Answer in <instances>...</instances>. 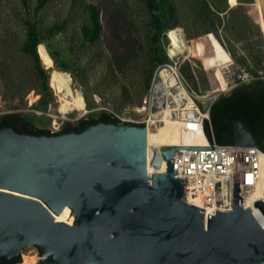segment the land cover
Masks as SVG:
<instances>
[{"label": "water", "instance_id": "obj_1", "mask_svg": "<svg viewBox=\"0 0 264 264\" xmlns=\"http://www.w3.org/2000/svg\"><path fill=\"white\" fill-rule=\"evenodd\" d=\"M233 143L259 146L240 120ZM159 148L150 165L168 168L149 178L146 125L100 121L50 135L0 127V261L34 247L39 264H264V225L242 207L240 183L231 210L206 217L186 202L174 153L211 147ZM254 205L264 220V199ZM66 207L72 224L55 218Z\"/></svg>", "mask_w": 264, "mask_h": 264}, {"label": "rangeland", "instance_id": "obj_2", "mask_svg": "<svg viewBox=\"0 0 264 264\" xmlns=\"http://www.w3.org/2000/svg\"><path fill=\"white\" fill-rule=\"evenodd\" d=\"M30 2L33 8L37 0ZM227 2L229 7L220 20L204 21L198 18L194 0H174L179 25L171 30H180L189 47V53L179 54L180 65L186 67L183 72L179 68L180 73L189 90L198 96H211L217 87L213 67L205 64L206 59H213L219 66L230 60L231 55L235 63L264 71V0H237L236 5ZM88 4L99 8L103 32L98 42L83 47L80 27L87 21L85 6ZM212 4L220 6L218 0ZM239 6L242 10L234 15L231 8ZM25 15L19 0H0V116L22 114L35 128L50 132L55 122L61 130L66 124L76 127L102 113L109 114L106 110L127 113L133 119L140 115L138 108L151 83L150 80L148 85L147 78L160 65L154 61L150 47L145 0H80L79 7H72L70 0H52L40 16L41 24L51 26L64 19L68 24L62 33L44 41V46L39 45L61 55L56 57L58 62L53 57V68L45 67L41 61L48 71L47 91L42 80L36 77L32 61L21 50L25 40ZM220 23V34L215 35L214 29ZM213 36L219 42L224 40L226 46L221 43L222 48ZM203 43L206 53H203ZM71 47L74 51H70ZM225 49H229L230 55ZM159 51L161 56L168 57L167 42H160ZM171 53L176 54L173 47ZM53 70L70 77L73 91L85 100V110L61 113L60 94L51 85ZM218 71L217 78L225 88ZM198 104L205 110L210 102L202 100ZM20 257L21 264L30 257L39 264L34 247L23 249Z\"/></svg>", "mask_w": 264, "mask_h": 264}, {"label": "built area", "instance_id": "obj_3", "mask_svg": "<svg viewBox=\"0 0 264 264\" xmlns=\"http://www.w3.org/2000/svg\"><path fill=\"white\" fill-rule=\"evenodd\" d=\"M170 31L166 33L169 60L155 69L146 96L138 108L140 115L133 119L127 113H115L112 110H106L109 112L106 114L117 124L146 125L148 131V128H156L164 124L165 109L169 108L171 116L177 117L181 121L186 133L195 136L204 134L207 138L205 122L206 120L210 121L209 109L211 104L221 94L230 92L238 85L250 84L256 80L264 81V71L245 63H235L230 53L225 49L230 55V60L213 67L218 81H215L217 87L212 90L211 96H198L197 93L189 90L180 73L181 56L179 54L183 55L184 53H171V46L173 45ZM207 51L204 44L203 53ZM210 52L213 53V48ZM218 70L223 75L226 88L222 87L217 78ZM211 87H214V84H211ZM202 100L210 102L205 110L200 109L198 104ZM50 132V134L61 132L60 125L55 122ZM178 147H211V149H179L174 153V170L177 171L175 177L183 179L187 195L186 202L189 203L188 197L193 198L199 203V205H194L201 207L204 211L206 207H216L213 214L216 211L231 210L234 183H240V198H243L241 205L244 209L250 208L244 202V196L261 180V158L264 157V150L260 146H257L258 148L236 146L234 143L221 145L213 137L211 141L207 138L206 146H194L192 144ZM163 163L165 168H163ZM167 168L165 160H162L158 170L152 166L150 168L148 163L147 174L151 178L152 173H165ZM252 212L254 213L253 210ZM258 213H254V215L260 221L258 215L261 217L262 215L260 211Z\"/></svg>", "mask_w": 264, "mask_h": 264}, {"label": "trees", "instance_id": "obj_4", "mask_svg": "<svg viewBox=\"0 0 264 264\" xmlns=\"http://www.w3.org/2000/svg\"><path fill=\"white\" fill-rule=\"evenodd\" d=\"M52 0H37L36 5L31 8L30 0H19L21 7L26 11L24 18V42L22 52L30 58L33 63V70L38 79L48 88V71L45 70L41 63V58L38 53V46L43 45V42L50 40L55 34L62 33L68 24L67 20H63L60 24L44 26L41 24L40 16L46 10ZM215 0H194L195 8L198 10V18L204 21L220 20L221 14L227 10L229 4L227 0H218L219 5H213ZM232 5L237 4V0H229ZM72 7H79L80 0H70ZM147 12H149V29L148 38L151 41V51L154 54V61L163 64L169 59L167 56H161L159 44L161 41L168 43L166 33L179 25L178 12L174 5V0H145ZM242 6L231 8L232 13L236 15L237 10H242ZM87 12V21L80 27L81 41L80 44L92 45L99 41L103 32V25L100 19V10L94 4L85 6ZM230 10V11H231ZM221 23L219 27L214 29L215 35L220 34ZM215 39L216 37L213 36ZM217 40V39H216ZM223 46H226L224 40ZM220 44V42L217 40ZM204 44V43H203ZM44 46V45H43ZM223 48V46L220 44ZM213 48V46H212ZM46 49V48H45ZM70 49V48H69ZM229 51V49H227ZM50 56L58 62V55L52 53L49 48L46 49ZM70 51H74L71 47ZM65 65L64 62H62ZM61 63V64H62ZM179 67L181 71L186 68L182 65ZM152 75L148 77V85ZM147 85V86H148ZM210 121L205 122V134L211 141L214 137L215 141L221 145L233 143V122L240 120L248 130L251 131L254 138L258 142L260 148L264 150V81L256 80L250 84H241L235 87L228 93L221 94L210 106L209 109ZM100 121L105 123L116 122L108 114L102 113L98 118L82 122V128L86 124H96ZM0 127H10L15 132L31 135H43L50 133L46 130L37 129L32 122L22 114H5L0 116ZM83 130V129H82ZM69 131V124H66L63 132ZM21 257L9 261H0V264H20Z\"/></svg>", "mask_w": 264, "mask_h": 264}, {"label": "bare ground", "instance_id": "obj_5", "mask_svg": "<svg viewBox=\"0 0 264 264\" xmlns=\"http://www.w3.org/2000/svg\"><path fill=\"white\" fill-rule=\"evenodd\" d=\"M177 29V28H176ZM170 38L172 40L171 47L174 48L176 53H189V47L186 43V39L180 30H171ZM202 46L200 45V51H202ZM38 53L43 62L44 66L47 68H53L54 61L50 54L46 51L43 46H38ZM205 64L207 66H218L217 63L213 59H206ZM222 77L223 82L225 81L221 71H218ZM72 81L70 77L57 70H53L51 73V85L60 94V111L65 114L73 110H85L86 103L82 96L75 93L71 87ZM223 86V84H222ZM224 87L226 88V82L224 83ZM190 104V103H189ZM187 104V105H189ZM171 111L169 108L165 109V114L163 117L164 124L158 126L156 128H148L147 131V157L149 167L151 168L150 162L153 159L154 152L156 150H160L161 146H190L194 144V146H206L207 138L204 134L201 136L190 135L186 133L183 129V125L181 121L177 117L171 116ZM262 163V175L261 180L257 183L255 187H253L248 194L244 196V202L249 205V207L254 211L255 214H259L258 208L255 207L254 203L258 200L264 198V157L261 158ZM163 168H165V164L163 163ZM189 203L197 204L199 203L193 198L188 197ZM216 207H206L205 214L211 215L214 213ZM57 221L65 222L68 224H72L75 220V215L71 213L70 208L66 207L65 210L55 216ZM258 218L264 225V220L260 215ZM23 264H35L34 259L27 258Z\"/></svg>", "mask_w": 264, "mask_h": 264}, {"label": "flooded vegetation", "instance_id": "obj_6", "mask_svg": "<svg viewBox=\"0 0 264 264\" xmlns=\"http://www.w3.org/2000/svg\"><path fill=\"white\" fill-rule=\"evenodd\" d=\"M86 125H88V124H86ZM86 125H85V126H86ZM85 126H84V128H85ZM63 129H64V128H62V130H61L62 132H63ZM82 129H83V128H82L81 123H80L78 126H76V127H74V126H70V125H69V131H68V132H80V131H82Z\"/></svg>", "mask_w": 264, "mask_h": 264}]
</instances>
